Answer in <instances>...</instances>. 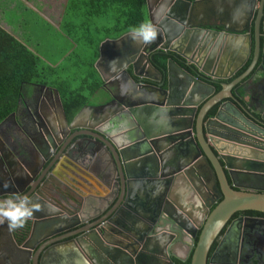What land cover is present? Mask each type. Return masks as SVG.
I'll use <instances>...</instances> for the list:
<instances>
[{"label":"water","instance_id":"1","mask_svg":"<svg viewBox=\"0 0 264 264\" xmlns=\"http://www.w3.org/2000/svg\"><path fill=\"white\" fill-rule=\"evenodd\" d=\"M256 7L257 0H147L158 29L154 42L137 46L126 33L100 44L94 67L103 87L114 85L121 97L110 90L93 96L66 135L82 127L70 143L82 135L99 143L87 154V174L95 180L87 182L96 195L64 187L58 169L51 171L56 161L42 171L49 156L38 145L44 158L31 161L36 166L7 148L9 156L0 154V200L27 197L40 210L21 244L0 225V264H66L69 252L82 259L73 264H184L192 251L190 264H233V245L264 222L240 217L226 228L238 212L264 213V0L252 28ZM157 50L178 54L201 77L169 59L166 88L138 85L130 66L138 77L162 81L150 59ZM251 55L247 70L219 92L202 78L226 80ZM92 110L105 117L90 123ZM84 117L87 124L77 125ZM51 143L54 152L59 145ZM26 155L32 160L28 149Z\"/></svg>","mask_w":264,"mask_h":264},{"label":"trees","instance_id":"2","mask_svg":"<svg viewBox=\"0 0 264 264\" xmlns=\"http://www.w3.org/2000/svg\"><path fill=\"white\" fill-rule=\"evenodd\" d=\"M145 20L149 21L147 0H68L60 33L67 34L73 46L55 61L37 50L30 49L28 43L18 40L0 25V122L16 110L23 87L29 82L55 87L63 97L67 118L71 120L103 85V80L94 67L101 42L107 38H118L127 33L131 26ZM86 48L87 53L90 48L94 49L87 60ZM170 58L192 71L191 67L173 52L157 50L150 55L152 64L161 72H165ZM67 59H72L69 65L64 62ZM250 63L251 61L231 79L212 81L205 76L202 78L214 84L216 92H219L222 89L221 82L232 81L241 75ZM195 74L198 75L197 72ZM79 77L81 84L73 86V81ZM215 110L216 107L210 113L213 114ZM243 213L264 217V213L257 211ZM29 230V221L23 228L15 230V238L19 244L27 238ZM199 234L200 231L195 244ZM217 243L218 240L214 242L211 251L216 248ZM192 253L193 251L184 264L191 263Z\"/></svg>","mask_w":264,"mask_h":264},{"label":"flooded vegetation","instance_id":"3","mask_svg":"<svg viewBox=\"0 0 264 264\" xmlns=\"http://www.w3.org/2000/svg\"><path fill=\"white\" fill-rule=\"evenodd\" d=\"M186 1L194 2L196 0H186ZM261 2L262 0H257V7L254 13L253 21L251 23L252 28L255 24L256 16H257L258 9L260 7ZM85 22L87 24V21ZM262 22H264V15L262 17ZM216 29L222 30L221 27H218ZM176 55L180 59H182L186 63L187 66L191 67L192 71H189L185 69L184 67H182L176 60L173 59L187 73H189V75H194L196 77L201 76L200 71L193 64H188L185 59H183L178 54ZM147 69L148 68L146 67V70ZM176 72L179 74L180 71L176 70ZM195 72H197L198 75L195 74ZM129 73L131 74L133 80L138 85H158V84H161L162 82L164 83L163 85L165 88L168 85L167 67H166L165 72H163V78H162V81L160 82L153 81L149 78H141V77H138L137 75H134L132 66H130L129 68ZM236 73L233 74V76L228 79L233 78L236 75ZM153 76H156V75L154 74ZM188 78L189 77L187 75L181 76L179 81L183 83ZM211 80L218 81L217 79H211ZM230 82L224 81L221 83H230ZM208 83L215 87V92H216V86L210 82ZM56 90L57 89L55 87L46 86V85H42L39 83H33V82H29L24 85L22 93L18 100V106L16 110L0 122V154L9 156L7 148H11L13 152H15L20 158H22L21 156L23 154L21 155L20 153L22 151V145H24L26 146V149L29 150L32 160H29L27 158V155H26V159L29 161L26 162L25 158L24 159L22 158V160L25 161V163L28 165L32 164L36 166V164L31 161H35L37 164H39L41 158H44L43 154L39 150H44L45 152H47L49 156V160H45V163H44L45 168L43 167L42 171H44L51 162L56 161L51 171H54V169H58V171L55 172V174L58 179L62 180L61 182L65 185L64 187L69 188L68 187V184H69L73 190L71 188L70 189L79 194L81 189H79L78 187L85 189V185H87V165L90 161V157L87 155L89 146L91 145V149L95 147V150H98L100 146L96 139L91 140L87 138V141H86V137L84 135L80 137H76L70 143V139L72 138L73 134L79 133L80 131H84V129L82 127L79 129H72V131H70L68 136H66L69 131V130L67 131V128L74 122V120L78 118V115L82 113L85 106L92 105L93 103H95L94 102L95 97L94 98L92 97L93 103L91 102L92 100L89 103H85L82 106V108L76 113V115L71 120H69L67 118L66 110L64 107L65 103L63 102V97L61 96L59 92L56 93ZM109 90L113 93V95L121 97L120 94L116 93L114 85H109V86L107 85L104 87L102 85L101 88L96 92L94 96H96V98L103 96L104 94L103 92L109 91ZM252 90L255 91L256 89L252 88ZM161 94L163 95L164 92H162ZM108 101L109 100H107L106 102ZM204 103L205 101H202L199 103V105L197 106L198 110L196 113L199 112V110L201 109ZM113 106L115 107L116 105L113 104ZM257 108L259 109V107ZM125 110L127 109L125 108ZM210 112H209V116L212 115V113ZM64 116L67 119V123H68V125L67 123L65 124L66 128L63 126V121L65 120ZM100 117H105V114L103 113L98 114L96 113L95 110H92L91 120L89 119V121L90 123L92 122L94 124V121H98ZM84 122L87 124V119L85 120V117L84 119L79 118L76 124L82 125ZM101 125H102V122H101ZM102 126L106 128H109V127L111 128L112 126L114 128L116 127V125L114 124H105ZM253 131L259 133L256 130H253ZM56 133H57V136H55ZM51 142H54V145L56 146L59 145V147H57V149L54 152L51 150L50 147H48V145ZM36 145L40 147L39 150L36 149ZM64 146H67V147L64 149V151H62V148ZM171 155L173 154H167V157L171 158ZM59 165L61 168L59 167ZM62 166H64V168ZM2 168L3 167L0 165L1 173H2ZM68 171L72 172L70 177L67 176ZM62 172L64 174L63 178L59 176V174H62ZM69 180H71L72 182ZM72 191H69V194L72 197L71 199L76 200L77 197ZM12 197H17V196H12ZM215 205L212 208H214ZM238 213H236L233 216L232 220L230 221L229 225L226 228H228L233 221L235 222V220H237L240 217L264 219V217H261V216L247 215L243 212H238ZM251 226H253L254 229L249 228L248 230H246L245 235H244L245 240H242V242L236 247L233 245L234 255H231V257L229 258L233 264H264V222L260 225L254 224ZM74 230H71V231H74ZM71 231H67V232H71ZM225 231L226 229L224 230L222 234H224ZM219 241L220 239L218 240V243ZM215 249L210 251L209 259H211ZM221 255L223 257L222 259H227V256H226L227 254H221Z\"/></svg>","mask_w":264,"mask_h":264},{"label":"crops","instance_id":"4","mask_svg":"<svg viewBox=\"0 0 264 264\" xmlns=\"http://www.w3.org/2000/svg\"><path fill=\"white\" fill-rule=\"evenodd\" d=\"M65 1H64L65 3L63 2L62 5H60V3L58 4V2H55L54 0H0V25L6 31H8L12 35H14L18 40L24 41V42L29 44V40L26 36V32L23 31L25 34V37L24 38L22 37L23 34L21 31V28H22L23 24L26 22L25 14L28 11H31V12L36 13L39 16V18L43 19L45 22H47V24H49L51 26V27H48V28H51V31H52L51 34H53V35L55 33L59 34V37L56 40L57 45L59 44V42H62V40L60 38L62 36L65 40H67V42L72 43V40L69 38V36L67 34H65L64 32L60 33V27H61V23H62L64 8H65L68 0H65ZM53 2H55L56 4H54ZM58 5H59V7L61 6V11L57 16L56 13H53L52 11L56 10ZM8 13H13L11 22H9L7 19ZM28 46H30V49H32V50H37V49H34V47L31 46L30 44ZM242 55H244V51L241 49L237 50V56L240 57ZM252 58H253V55H251L248 58V61H246L245 65L249 61H252ZM229 60L230 59H228V61ZM20 154L21 155L23 154L21 157L23 159L25 158L26 162L29 161L26 159V146L22 145V151ZM59 167H60V165H59ZM62 167L64 168V166H62ZM65 173H66V171H65ZM71 174H72V172H69V171L67 172L68 177H70ZM59 176L63 178L64 177L63 172H62V174H59ZM91 177H92L91 175L89 176V174H87V179L89 181L94 180V179H90ZM69 181H71V180H69ZM92 186H94L92 182H91V185H89V183L87 182V185H85V189L83 188L84 191H86V194L96 195L95 192H93L95 190L93 189ZM39 236H42V239L45 237V235L41 234V233ZM37 245H36V247H37ZM4 251H5V249H4ZM78 260H82V259L79 257L78 254H75V253L69 252L65 256L66 264H69V263L73 264L74 262H77Z\"/></svg>","mask_w":264,"mask_h":264},{"label":"clouds","instance_id":"5","mask_svg":"<svg viewBox=\"0 0 264 264\" xmlns=\"http://www.w3.org/2000/svg\"><path fill=\"white\" fill-rule=\"evenodd\" d=\"M157 35V27L148 20L131 26L128 30V38L137 46L151 44L157 39ZM39 210L40 205L31 203L27 197L0 200V225L6 224L9 232L23 228L25 223L33 216V213Z\"/></svg>","mask_w":264,"mask_h":264},{"label":"rangeland","instance_id":"6","mask_svg":"<svg viewBox=\"0 0 264 264\" xmlns=\"http://www.w3.org/2000/svg\"><path fill=\"white\" fill-rule=\"evenodd\" d=\"M54 1L62 5V3L65 0H54ZM55 2L53 3L56 4ZM60 11H61V6L59 7L58 5L56 10H53L52 12L56 13V15L58 16ZM12 16L13 13H8L7 19L9 22L12 21ZM25 19L26 22L23 24L21 28L23 34L22 37L23 38L25 37L24 32H26V36L29 40V44L34 48H36L38 51H40V54L49 58L50 60L52 61L57 60L73 46V43L67 42V40H65L63 36L60 37L62 42H59V44L57 45L56 40L58 39L59 34L58 33H55L54 35L51 34L52 32L51 28H48L51 26L47 24V22H45L43 19L39 18V16L36 13L28 11L25 14ZM93 51L94 49L90 48L89 52L87 53V48H86L85 60L91 57ZM64 62H66L69 65L72 62V59H67ZM80 84H81L80 77L73 81V86L75 87L79 86Z\"/></svg>","mask_w":264,"mask_h":264}]
</instances>
